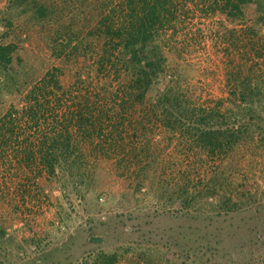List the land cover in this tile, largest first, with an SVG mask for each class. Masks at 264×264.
<instances>
[{"label":"rangeland","instance_id":"rangeland-1","mask_svg":"<svg viewBox=\"0 0 264 264\" xmlns=\"http://www.w3.org/2000/svg\"><path fill=\"white\" fill-rule=\"evenodd\" d=\"M37 1L54 9V15L33 17L22 12L24 7L9 11L11 0H0V46H15L12 68L19 81L16 87L0 70V124L10 107L23 105L27 90L51 68L64 72L65 86L77 83L78 76L94 77V60L89 54L82 56L92 45L87 37L92 14L82 7L84 0ZM173 1L186 8L175 28L162 36L166 74L150 98H157L164 87L174 92L178 88L198 106L221 103L223 109L233 93L226 71L253 58V74L246 65L240 77L264 83V27L252 38L240 32L241 25L208 12L212 0ZM246 14L244 27L254 21L255 6L250 5ZM73 48L82 55L55 57L60 49H65L64 56ZM106 107L112 116L119 112L114 104ZM146 125L149 131L152 126ZM153 131L151 139L157 144L149 143L147 161L135 171L128 164L123 172L114 156H87L95 189H76L66 181L59 186L44 173L29 172L17 165L13 145L7 144L5 156H0V264H94L102 253L116 255L114 264H264V237L259 236L264 228V150L246 143L219 165L201 154L187 156L183 144L167 142V134ZM218 167L220 180L215 184L224 180L223 192L232 189L234 198L241 192L259 195L242 206L241 213L219 218L203 204L187 215L178 208L180 199L173 206L169 203L171 190L185 186L179 174L189 172V187H199L197 179L206 181ZM146 178L152 179L156 191L148 193L144 184L136 189ZM164 187L170 192L162 194Z\"/></svg>","mask_w":264,"mask_h":264},{"label":"trees","instance_id":"trees-1","mask_svg":"<svg viewBox=\"0 0 264 264\" xmlns=\"http://www.w3.org/2000/svg\"><path fill=\"white\" fill-rule=\"evenodd\" d=\"M180 3L173 0H88L86 3L84 0L82 4L86 5L81 6L92 14L87 29L92 45L83 55L73 48L64 56L65 49H60L55 57L69 60L89 54V59L94 60L91 64L93 79L78 76L77 83L65 86L61 81L64 72L60 68L46 71L27 90L23 105L10 107L2 118L0 156H5L7 144L12 143V157L18 166L28 168L37 176L44 173L59 186L66 181L76 189H95L87 156L92 154L94 160L114 156L117 167L123 172L129 170L128 164L135 171L147 161L149 145L157 144L151 139L154 129L167 134V142L175 140L183 144L187 156L201 154L219 165L246 143L264 150V83H253L248 75L240 77L246 65L253 74L254 58L226 71L227 85L233 93L223 109L221 103L215 107L198 106L178 88L174 92L164 87L157 98L149 97L155 84L165 78L166 59L160 42L184 14L186 5ZM45 5L37 0H11L8 10L24 7L22 12L32 13L33 17L54 15L55 10ZM250 5L255 6V19L244 27ZM208 12L220 13L227 22L241 25L240 32L253 34L252 38L259 37L264 27V0H212ZM251 50L260 58L258 50L254 47ZM14 52V45L0 46V70L3 76L7 72L13 85L18 87L12 68ZM176 78L179 80L178 76ZM107 104L116 105L119 112L114 116L107 113ZM146 124L152 126L148 127L149 131ZM134 171L132 169L131 173ZM219 173L220 167L207 175L206 181L198 178L199 187L191 188L193 177L184 171L179 177L185 186L171 190L169 203L173 206V202L180 199L178 208L187 215H194L191 211L204 204L214 216L221 218L241 213L242 206H248L259 196L241 192L234 198L232 189L223 192L224 180L220 185L215 184L220 180ZM142 184L148 193L156 191L152 179L146 178L136 189ZM162 190V194L170 192L166 187ZM208 199L216 200L212 203ZM261 232L259 236L263 238ZM116 261V255L102 253L94 264Z\"/></svg>","mask_w":264,"mask_h":264}]
</instances>
